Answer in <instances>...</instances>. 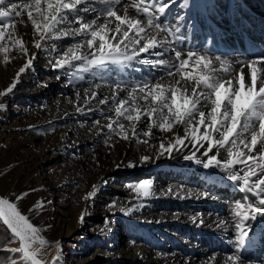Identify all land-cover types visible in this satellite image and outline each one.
<instances>
[{
    "label": "rangeland",
    "instance_id": "374dc122",
    "mask_svg": "<svg viewBox=\"0 0 264 264\" xmlns=\"http://www.w3.org/2000/svg\"><path fill=\"white\" fill-rule=\"evenodd\" d=\"M32 2L11 0L18 5L16 11L21 15L17 17L11 12L9 17L0 18V30L5 33L0 48H8L7 52L0 51V93L16 82L12 93L0 96V197L17 203L39 229L44 243L37 240L31 245L35 258L40 264H57V257L58 264H154V257L143 258L145 251L142 249L138 259L129 255L128 244L133 242L143 249H151L150 252L158 250L162 257L173 251H178L179 255L188 254L191 251L186 248L187 244L196 231L192 225L157 223L151 226L145 221L151 208L170 216L177 203L182 210L186 205L176 198L140 196L128 187L145 179L151 180L153 187L160 190L168 188L169 183L182 188L193 187L195 175L187 168L128 170L126 164L120 163L95 180L92 184L97 187L94 196L87 195L92 191L89 178L100 165L102 156L115 152L118 145L113 144L118 137L106 125L117 120L127 124L124 118L105 114L106 104L102 105L99 99L82 104L76 110L70 108L72 100L78 102L84 88L98 79L110 84L113 69L110 67L108 73L99 76L98 67L88 66L84 61H73L71 67L63 69L55 68V62L64 58V50L74 42L60 35V25L48 33L36 29L32 19L27 17L29 10L38 23L43 25L44 22L34 7H24V4L32 6ZM4 7L9 10L10 5ZM107 11H101L102 17ZM39 33L50 37L41 40V36H37ZM16 41L30 47L33 60L18 81L16 76L25 65L26 54L20 51ZM37 41L41 43L39 49L35 47ZM170 59L179 63L175 53ZM204 66L203 63L188 64L183 68L205 72ZM82 67H87L88 71H83ZM128 76L122 79V85L137 88ZM148 124H144L145 131ZM71 125L72 129L64 130ZM142 129L140 132L144 131ZM118 139L121 145L126 142ZM131 141L139 143L136 139ZM121 145L119 143V147ZM17 195L20 196L18 200L15 199ZM200 209L229 214L219 206L216 209V206L204 204ZM81 214L85 215L83 223ZM105 220L110 221L111 229L106 235L101 233ZM203 240L202 246H210L211 242ZM19 246L18 238L0 222V264H11L13 259L17 264H25L22 254L11 252Z\"/></svg>",
    "mask_w": 264,
    "mask_h": 264
},
{
    "label": "bare ground",
    "instance_id": "6f19581e",
    "mask_svg": "<svg viewBox=\"0 0 264 264\" xmlns=\"http://www.w3.org/2000/svg\"><path fill=\"white\" fill-rule=\"evenodd\" d=\"M163 2L164 0H143V3L142 0H119V2L117 0H87L86 3L78 6L80 8L88 7L94 9V11L87 13L82 11L81 14L73 13L72 17L79 15L83 17L85 22H90L94 17L100 16L101 19L97 23H103L105 18L102 17L101 11L109 8L116 9L122 17L127 15L132 19H140L142 21L141 26L145 28V33L140 34L145 37L141 40V44L147 43L149 38L155 37L157 46L150 49L148 53L139 54L133 60H124L122 63H111L109 65L105 63L102 66H97L99 76H104L108 73V68L111 67L113 69L114 74H111V83L101 82L98 79L92 86L85 87L80 95V100L77 102L76 99H73L71 108L69 106L67 109L74 108L76 110L82 104L84 106L91 100L99 99V101H106L102 103V105L106 104L103 108L105 109V114L112 113L116 118H124V116L116 115L115 109L120 107V105L112 99L114 94L116 95V100L125 99L127 101L122 109L125 111V115L128 114L127 110L132 108L134 103L146 106L147 101L140 99L134 102L129 97V93L133 88H127L122 85V79L128 74L132 82L138 85L135 93L137 96L142 95L139 93V86L144 83L152 84L155 82H162L166 87L171 85L178 93L190 95L192 88L199 92L203 87V85L197 84V81L202 76L211 79L222 77L226 81L233 77H238L241 69L247 73L249 71L247 65L251 61L261 62L257 64L258 68L264 67V0H168L169 8L164 13H159L156 9ZM148 4L153 5L151 12L156 17L155 22L159 23L161 28L149 26L147 24L148 16L137 12V6L144 7ZM29 6L31 7V5ZM109 19L112 20L110 27L114 28L117 22L114 21V18ZM76 25L72 24L71 27L79 28ZM66 27V25H60L58 29L61 30ZM40 33L42 35V32ZM40 33L37 36L40 37ZM107 35L110 42H116L111 40V37L116 35L114 32H108ZM134 35L135 30L130 32V36ZM47 37L50 36H44V38ZM63 37L69 38L74 42L69 48L74 47L78 43L84 44L86 39L90 38L81 35ZM120 38L117 36V39ZM25 47L28 49V53L25 55L24 64L31 57L30 47L26 44ZM138 47L139 45L135 46V48L129 45L127 54L133 55ZM69 48L64 50L63 57ZM176 51L181 52V59H189L188 64L199 65L203 63V65H207L204 66L206 68L205 72H193L190 67L179 68V63L170 59L171 54ZM81 52L88 55L89 49L85 46L78 50L77 54ZM189 52L194 53L191 58L187 55ZM201 56L205 59L197 63L198 58ZM88 58L92 59L90 55H88ZM161 60L164 61L163 64L157 63V61ZM141 61L147 62L141 63ZM170 72L172 75H169ZM249 79V76L246 75V83ZM177 81H179V84L176 83ZM233 83L235 84V80ZM117 85H119V88H117ZM182 86H186L188 92H184V87ZM165 111L167 110L165 109ZM132 114L136 115L135 111ZM140 115L141 122L137 123L138 131L142 128L145 131L144 124L152 123L154 119L159 122L158 117L155 115L151 119L148 118L144 114V110L140 112ZM124 122L128 125H126V128L131 135L132 122L127 120ZM72 126H68L64 130L72 129ZM64 130L63 132L65 133ZM152 133L153 135L150 137H141V140L147 139L149 141L148 144L124 141L125 143L121 145L122 142L119 141V137L114 138L115 143L113 144H118L115 147L116 151L108 156H102L100 165L96 167L97 169L92 174V177L89 178V185L92 186L97 178L101 177L105 172L111 171L120 163L126 165L130 162L136 163L135 167L128 168V170H140L143 167H150L153 170L187 168L195 175L193 187L182 188L179 184L169 183L168 188H165V190L153 187L152 194L147 196V198L151 199L165 198L168 200L169 198H176V200L182 202L181 204L184 203L186 205L184 209H178L177 203L171 215L167 216L163 212L151 208L147 216H145V221L151 226L157 223L192 225L196 231L192 236V241L187 244V247L185 246L191 252L179 255L178 251H173L171 254H166L162 257L160 255L161 252L156 249H153L152 253L149 248L143 249L139 244L131 243L128 244L130 248L127 247L130 249L129 255L138 259L140 257L139 251L142 249L145 251L143 258L150 256L153 259L154 257L152 260L154 264H217V262L218 264H225L229 255L237 253L236 241L239 230L236 228V224L240 223L241 220L235 213L244 211V209H237V204L244 203L247 205L253 202L258 204L259 197L240 191V188L243 187L242 179L238 181L229 180L228 172L223 168L212 167L205 169L202 164L198 165L192 160H185L184 155L190 154L189 149L192 147L188 140L185 141L188 148L183 151L174 150L170 155L167 153L158 155V145L161 139L167 142L174 140L178 134L183 135V126L174 125L171 132H165L154 127ZM241 149L243 150V146H241ZM204 150L202 148L197 153L201 159H206L201 156ZM215 151L214 149L213 153ZM213 153H210V155ZM220 153L221 155L218 158L227 157L224 149H221ZM143 155H149L152 159L147 163H140V157ZM233 168L238 170L237 174L241 176L243 171L246 170L241 165H234ZM257 172L258 175L264 178V174H260L258 169ZM256 179L257 177H252L251 181ZM169 189L172 191L169 192ZM205 193L208 195L205 196ZM204 204L212 208L216 206V209H218V206L220 209L225 208L229 214L221 215L213 209L211 211H201L200 208ZM243 223L245 230L249 231V235L239 247L238 254L241 258L239 264H264V242H262L264 215H257L255 219L249 218ZM204 238L211 242L210 246H202Z\"/></svg>",
    "mask_w": 264,
    "mask_h": 264
},
{
    "label": "snow or ice",
    "instance_id": "6c2138e0",
    "mask_svg": "<svg viewBox=\"0 0 264 264\" xmlns=\"http://www.w3.org/2000/svg\"><path fill=\"white\" fill-rule=\"evenodd\" d=\"M86 2L87 0H33L32 2L31 7H34L36 13L40 15L44 22L43 25L38 23L32 17V12L29 11L28 16L32 19L36 29H42L45 33H48L59 25H66V28L60 30L61 35L90 37L86 39L84 44L78 43L74 47L69 48L67 53L64 54V58L55 62L53 65L55 68L71 67L73 61H84L88 66L122 63L124 60H133L141 53H148L150 49L157 46L155 37L149 38L147 43L141 44V40L145 38L140 35L145 33V28L141 26L142 21L129 18L127 15L122 17L114 8H109L104 13L105 19L103 23H97L101 19L100 16L94 17L90 22H85L83 17L79 15L69 20L68 17L71 13L94 11V9L88 7H78ZM8 5H10L9 10H5L4 6ZM17 7L18 5L11 3V0H0V18L9 17L11 12H15V15L19 17L21 13L16 11ZM24 7L29 8L30 6L24 4ZM152 7L153 5L151 4L144 7L137 6V12L148 16L147 24L149 26L161 28V25L155 22L156 17L151 12ZM167 8H169L168 0H164L156 11L164 13ZM109 18H114V21L117 22L114 28L110 27L112 20ZM72 24H79V28H72ZM4 27L7 28L8 25L5 24ZM133 30H135V35L130 36V32ZM108 32L116 34L111 37V40L116 41L115 43L110 42L107 35ZM117 36L121 38L117 39ZM4 37V31L0 30V40H3ZM43 39L44 36H41V40ZM16 43L20 44L19 41H16ZM129 45L134 48L139 45L133 55L127 54ZM85 46L89 49L88 55L92 59H89L88 55L83 52L77 54L78 50ZM35 47L41 48V43L37 41ZM0 51L7 52L8 48L2 47ZM20 51L24 54L28 53V49L23 44H20ZM187 55L191 58L194 53L189 52ZM175 56L179 61V68L188 65L189 59H180V51H176ZM204 59L203 56L199 57L197 63ZM146 62L141 61V63ZM32 63L33 60L29 57L25 65L17 73V81L21 74L30 68ZM157 63L163 64L164 61H157ZM258 63L261 62L251 61L247 65L249 69L247 73L241 69L238 77H233L226 81L222 77L211 79L202 76L197 81V84L203 85V87L199 92L192 88L190 95L178 93L174 87L171 85L166 87L162 82L144 83L139 86V93L142 95H135L137 89L133 88L129 93V97L134 102L140 99L147 101V105L142 106L134 103V106L127 110V115L122 110L127 101L125 99L116 100V95L114 94L112 99L120 105V107L115 109L116 115L124 116L127 121L132 122L131 135L126 125L119 120L106 125L110 132L115 133L117 137L124 141L136 139V142L143 144H148L149 141L147 139L141 140L140 137L152 136L154 127L165 132H171L174 125H181L183 126V135L178 134L174 140L167 142L161 139L158 145V155H164L165 153L170 155L174 150L183 151L188 148L185 143L188 140L192 147L189 149L190 154L184 155L185 160H192L198 165L202 164L205 169L212 167L223 168L228 172L229 180L238 181L242 179L243 187L240 188V191L259 197L258 204L255 202L247 205L244 203L237 204V209H244L243 212L237 211L235 213L241 220L240 223L236 224V228L239 230L236 241L237 253L229 255L225 264H239L241 260L238 254L239 247L249 235V231L245 230L243 222L249 220V218L255 219L257 215H264V178L258 175L257 172L258 169L260 174H264V67L258 68ZM82 70L88 71V68L82 67ZM169 75H172V73L170 72ZM246 75L250 78L247 83L245 80ZM189 79L191 78L189 77ZM234 80L235 84L233 83ZM176 83L179 84V81ZM15 87L16 82H13L6 92L0 93V96L12 93ZM182 87H184V92H188L186 86ZM117 88H119V85H117ZM100 102L105 103L106 101ZM77 110L81 111V109ZM142 110L150 119L154 115L157 116L159 122L154 119L151 124L146 125L148 130L140 132L137 130V123L141 122L140 112ZM133 111H135L136 115L132 114ZM114 124L117 125L118 131L117 128H114ZM241 146H243V150ZM202 148L205 150L201 153V156L206 159H201L197 155ZM214 149L216 150L215 153H213ZM221 149L226 151V158H218L221 155ZM210 153L213 154L210 155ZM151 159L152 157L149 155H143L140 157L139 162L147 163ZM234 165H241L246 169L243 171L242 176L237 174L238 170L233 168ZM135 166L136 163L130 162L127 164L129 168ZM252 177H257V179L251 181ZM128 187L132 191L147 197L152 194L153 182L145 179L135 185L129 184ZM96 191L97 187L93 185L92 191H89L87 195L92 197L96 194ZM171 191L169 189V192ZM207 195L205 193V196ZM15 199H20V196L17 195ZM128 211H131V209H128ZM80 220L82 223L84 222V214H81ZM0 222L20 242V246L11 249V252L22 254L21 259L25 264L29 261L31 264H40L35 258L36 253L31 250V245L37 240L44 243V239L39 229L30 222V218L23 214L17 203L9 198L0 197ZM109 225L110 221L105 220L104 227L101 229L102 234L106 235L111 230ZM58 262L59 257H57V264ZM11 264H17V261L13 259Z\"/></svg>",
    "mask_w": 264,
    "mask_h": 264
}]
</instances>
